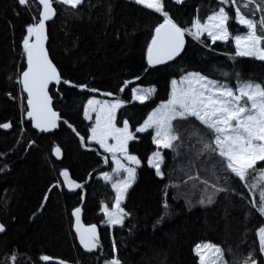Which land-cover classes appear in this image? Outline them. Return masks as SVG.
<instances>
[{"label":"trees","instance_id":"obj_1","mask_svg":"<svg viewBox=\"0 0 264 264\" xmlns=\"http://www.w3.org/2000/svg\"><path fill=\"white\" fill-rule=\"evenodd\" d=\"M163 2L178 23L190 26L194 17L204 18L215 9L218 0ZM54 8L56 17L47 27L50 59L63 79L84 83L97 91L62 83L51 87L54 109L73 125L79 136L65 123L52 135L34 132L26 119L25 96L16 77L25 66L21 41L26 25L38 18V5L33 0H28L26 6L18 0H0V124L11 125L7 130L0 128V224L5 226V231L0 232V264L6 260L13 264V255L17 264H59L60 260L67 264H104L113 254L114 243L123 264H198L193 249L203 242L222 246L228 264H236L249 253L257 264H264L256 236L257 229L264 225V217L250 205V201L259 200L258 193L249 195V190L233 177L228 193H220L216 203L209 207L196 203L199 192H193L190 184L182 185L178 191L169 189L165 195V185L180 175L187 159L174 158L171 151L163 150L166 178H156L147 164L148 156L156 150L150 130L136 134L137 139L129 142L130 153L141 160L136 181L122 205L130 215L123 226H102L100 204L110 207L113 195L110 184L98 178V174L109 170L111 162L105 164V154L97 145L87 142L91 123L83 116V104L90 97L110 92V99L129 101L118 110V126L128 119L134 132L147 114L167 99L170 81L184 71H199L231 86L237 83V75L243 80L264 83V62L234 57L231 42L213 44L203 35L202 42L186 36L185 49L178 59L149 68L146 46L152 29L162 21L158 13L136 5L134 0H83L75 12L59 3ZM230 31L235 34L244 29L233 19ZM137 76L139 80L135 79ZM125 81L131 83L121 92ZM137 86H154L156 93L144 104L133 102L131 88ZM81 136L85 138L84 146ZM30 142L32 146L27 150ZM56 146L63 154L60 161L51 155ZM61 170H67L81 187L75 191L63 187ZM58 180L61 186L53 188L44 201V193ZM83 193L82 222L99 229L100 247L91 254L82 251L72 229L71 213L81 204ZM186 198L194 205L191 209L185 205ZM165 201L168 209L162 206ZM41 255L51 259L41 261Z\"/></svg>","mask_w":264,"mask_h":264},{"label":"snow or ice","instance_id":"obj_2","mask_svg":"<svg viewBox=\"0 0 264 264\" xmlns=\"http://www.w3.org/2000/svg\"><path fill=\"white\" fill-rule=\"evenodd\" d=\"M183 2L175 0L176 4ZM18 3L26 6L28 0H18ZM55 3L75 12L83 0H38V18L34 17L26 25V34L21 41L25 66L21 67L16 77L20 92L26 94L27 118L33 128L44 132L56 128L60 120V115L53 110V97L49 94L51 84L62 83L71 88L97 91L84 83L74 84L63 79L49 58L45 47L48 39L46 22L56 15ZM134 3L162 17V21L152 29L147 42L145 58L149 68L166 65L179 57L185 49L186 36L202 42L201 37L205 34L213 44L217 41L231 42L235 48L234 57L264 62V0H218L215 9L204 18L194 17L190 26L178 23L166 10L163 0H134ZM233 19L244 31L235 34L230 31ZM223 75L227 76L228 73ZM135 79L139 80L140 77ZM130 83L125 81L120 91L124 92ZM155 93L154 86L132 87L130 99L144 104ZM104 95L113 94L105 92ZM9 96L12 98L11 94ZM128 102L119 97L104 101L90 97L83 104L85 120H92L94 114L87 141L103 150L105 164H108L109 158L111 160V172L100 173V179L110 184L114 193L111 206L102 202L99 209L109 227L123 226L125 218L130 215L122 205L128 190L136 181L141 160L130 153L129 142L137 139L136 134L149 130L156 150L148 156L147 164L154 170L156 178L161 181L166 178L162 167L165 162L163 150L171 151L174 158L187 159V164L179 170L180 175L165 185V195L169 189L190 184L193 192H199L196 203L201 207H209L216 203L220 193H228L229 182L235 177L249 190V195L259 193V200L250 201V205L259 216L264 217V83L243 80L237 75V83L233 87L199 71H184L178 79L170 81L167 99L158 103L135 127L134 132L128 119L118 126L121 124L118 110ZM64 123L79 136L71 123L67 120ZM9 127L11 125L8 123L0 124V128ZM84 139L80 137L82 146ZM55 153L59 155V149ZM97 155L100 153L97 152ZM0 171L3 169L0 168ZM59 175L63 178L62 186L69 191L81 187V184L70 178L67 170H61ZM56 186H61L59 180L53 188ZM52 190L50 188L44 193V201L48 200ZM185 205L189 209L194 206L187 198ZM162 206L164 209L169 208L167 201ZM41 207H44L43 203ZM71 215L75 218L73 228L81 248L90 254L99 250L96 225L86 226L81 222L80 207H75ZM4 231L5 226L0 224V232ZM256 236L259 254L264 256V226L257 229ZM193 251L198 257V264H228L224 249L215 243H197ZM112 253L110 258L104 260V264H123L117 256L115 243ZM39 259L47 262L51 258L41 255ZM11 260L17 264L15 255L11 256ZM4 264H8V261ZM59 264L67 262L60 260ZM236 264H257V259L249 253Z\"/></svg>","mask_w":264,"mask_h":264},{"label":"water","instance_id":"obj_3","mask_svg":"<svg viewBox=\"0 0 264 264\" xmlns=\"http://www.w3.org/2000/svg\"><path fill=\"white\" fill-rule=\"evenodd\" d=\"M37 5H38V0H33ZM55 17H56V15L53 17V19L52 20H50V21H47L46 22V31H47V35H48V30H47V27H48V24L49 23H51V22H53L54 21V19H55ZM47 43H48V39H47V41H46V43H45V47H46V49H47ZM182 54V53H181ZM181 56V55H180ZM179 56V57H180ZM49 58H50V56H49ZM178 58V57H177ZM176 58V59H177ZM175 59V60H176ZM171 62V61H170ZM169 63V62H168ZM159 66H162V65H159ZM53 86H57L55 83H53V84H51L50 85V89H51V87H53ZM23 94V93H22ZM50 94V93H49ZM24 96H25V99H26V94H23ZM53 102H54V100H53ZM25 103H26V100H25ZM53 110L54 111H56L55 109H54V107H53ZM57 112V111H56ZM58 113V112H57ZM59 114V113H58ZM60 115V114H59ZM26 119H27V122L29 123V125H30V127H31V129L34 131V132H36V133H38V134H41V135H52V134H54L56 131H57V128H58V126L61 124V123H64V120L60 117V120L58 121V126L56 127V128H54V129H50L49 131H47V132H44V131H40V130H38V129H35V128H33L32 127V125H31V122H30V120L27 118V116H26ZM70 129V128H69ZM72 130V129H71ZM80 143H81V140H80ZM30 146H32V143H30L28 146H27V150L29 149V147ZM56 149H59V155H56V153H55V150ZM51 155H52V157L55 159V160H57V161H60L61 159H62V157H63V154H62V151H61V149L58 147V146H56V147H54L53 149H52V151H51ZM54 185H56V183L55 184H53V185H51L50 186V188H52L53 189V186ZM57 187V186H56ZM49 188V189H50ZM55 188V187H54ZM66 188V187H65ZM68 191H69V189L68 188H66ZM75 190H77V189H73L72 191H75ZM48 192V191H47ZM51 192V191H50ZM49 192V193H50ZM83 200L81 201V204L78 206V207H80L81 208V222H82V207H83V205H84V201H85V193H83ZM74 223H75V218L73 217V225H74ZM83 223V222H82ZM87 226V225H86ZM97 227V226H96ZM72 229H73V233H74V235H75V231H74V228H73V226H72ZM97 236H98V239H99V229H98V227H97ZM76 239V238H75ZM76 241H77V243H78V245H79V241L76 239ZM79 247L81 248V246L79 245ZM82 249V251H84L85 252V250L83 249V248H81ZM85 253H87V252H85Z\"/></svg>","mask_w":264,"mask_h":264},{"label":"rangeland","instance_id":"obj_4","mask_svg":"<svg viewBox=\"0 0 264 264\" xmlns=\"http://www.w3.org/2000/svg\"><path fill=\"white\" fill-rule=\"evenodd\" d=\"M206 35V34H205ZM206 37H208L207 35H206ZM209 38V37H208ZM210 39V38H209ZM231 86V85H230ZM235 85H233V87H234ZM93 98H95V99H98V100H101V101H104V100H113V99H110L109 97H107V96H104V95H102V94H95L94 96H92ZM138 102V101H137ZM91 124H92V122L94 121V114H93V118H92V120H88ZM7 130V129H6ZM89 144H94V143H92V142H89V141H87ZM98 146V145H97ZM155 146V145H154ZM99 147V146H98ZM102 152H103V150L102 149H100ZM109 161L111 162V160H110V158H109ZM104 171H107V172H111V168L109 169V170H104ZM98 178H100V174H98ZM191 188V187H190ZM110 189H111V186H110ZM176 191H178V188H176L175 189ZM111 193H112V195H113V200H114V193L112 192V190H111ZM258 193V192H257ZM258 195H259V193H258ZM113 202V201H112ZM101 225L102 226H105V225H107L106 224V222H105V219H104V221L101 223ZM117 226H119V225H117ZM264 226V225H263ZM113 227V226H112Z\"/></svg>","mask_w":264,"mask_h":264},{"label":"bare ground","instance_id":"obj_5","mask_svg":"<svg viewBox=\"0 0 264 264\" xmlns=\"http://www.w3.org/2000/svg\"><path fill=\"white\" fill-rule=\"evenodd\" d=\"M178 58H179V57H178ZM178 58H177V59H178Z\"/></svg>","mask_w":264,"mask_h":264},{"label":"crops","instance_id":"obj_6","mask_svg":"<svg viewBox=\"0 0 264 264\" xmlns=\"http://www.w3.org/2000/svg\"><path fill=\"white\" fill-rule=\"evenodd\" d=\"M96 145V144H95Z\"/></svg>","mask_w":264,"mask_h":264}]
</instances>
